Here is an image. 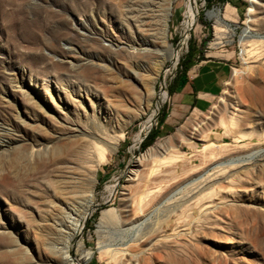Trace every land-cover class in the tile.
<instances>
[{"label": "rangeland", "instance_id": "obj_1", "mask_svg": "<svg viewBox=\"0 0 264 264\" xmlns=\"http://www.w3.org/2000/svg\"><path fill=\"white\" fill-rule=\"evenodd\" d=\"M86 1L87 5H79V0H0V99L5 105L15 104L22 126L15 127L1 113L0 121L12 128L22 146L44 138L42 127L51 139L61 137L62 146L31 160L28 169L20 149L0 157V174L21 180L25 195L18 205L0 193V222L28 246L35 261L43 257L42 234L57 196L52 181L58 177V162L90 167L83 163L89 143L72 130L77 123L88 129L89 119L112 124L111 101L121 88L131 111L143 114L126 128L118 149L104 153L96 171L93 212L72 246L78 263L120 264L122 250L132 247L141 251L140 264H264V0L254 1L250 21V0H173L168 42L180 50V57L163 67L153 97L147 95L146 85L156 75L153 63L137 73L135 63L150 59L138 57L130 44L143 37L142 27H147H139L131 12L140 2ZM142 1L158 13L159 20L167 0ZM191 1L197 13L193 23L187 14ZM248 28L252 38L242 40ZM239 43L243 57L238 55ZM190 45L204 53L234 51L232 76L208 111H190L177 128L144 147L161 113L172 107L170 88ZM81 64L96 66L103 79L89 78L73 94L72 99L82 101L78 114L68 103L66 88L70 90L69 80H83ZM123 79L130 81L131 90L123 87ZM18 88L32 93L65 130L46 123L35 129L33 115L23 98L15 95ZM151 118L154 122L148 127ZM119 128L120 122H115L114 130ZM104 140L105 147L113 143L109 136ZM96 151L100 152L93 149L94 155ZM256 151L249 160L248 155ZM232 158L236 165L213 168L221 162L228 165ZM162 201L141 230L136 247L138 230L123 224L140 217L141 207ZM3 230L0 264H22V255L12 251L15 241Z\"/></svg>", "mask_w": 264, "mask_h": 264}, {"label": "bare ground", "instance_id": "obj_2", "mask_svg": "<svg viewBox=\"0 0 264 264\" xmlns=\"http://www.w3.org/2000/svg\"><path fill=\"white\" fill-rule=\"evenodd\" d=\"M79 5H87L86 0H79ZM101 0H95L97 5L100 4ZM173 0H167L161 7L160 19L158 20V13H153V9L150 8V5L146 3V1L136 0V2H140L134 9H131V12H135L134 17L139 27H142L143 37L138 40H134L131 42V47L137 51L138 57H145L149 63L145 61H138L135 63L137 68V73H142V71L150 69V63H153V67L156 72L154 77L148 78L150 81L146 83L148 94L150 97L154 96L155 83L158 78L159 73L163 69V67L168 62L177 63L180 57V50L176 48L174 45L169 44L168 42V31H169V19L171 15V5ZM251 6L248 10V21L251 19L252 12L255 9L254 1L250 0ZM194 1H191L188 4L187 14L190 17V23L195 22L196 20V9L193 4ZM196 3V2H195ZM215 13L210 12V15L213 16ZM215 16V15H214ZM183 24V23H182ZM252 38L250 34V28L246 29L244 35L242 36V40H247ZM189 39V38H188ZM178 45V44H177ZM162 48H164L162 50ZM247 51V50H246ZM245 51V52H246ZM158 59V60H157ZM153 60H157L154 63ZM82 70H80L81 75L83 76V80H80L79 83L68 81V90L66 88L67 95L71 98L72 96L78 93L80 87L82 86V82L86 83L89 78L98 77L99 79H103L100 70L97 69L93 64H81ZM152 66V65H151ZM152 67V68H153ZM79 72V73H80ZM146 72V71H145ZM152 73V72H151ZM242 73V72H241ZM150 75V74H147ZM145 74V76H147ZM153 75V74H152ZM144 77L141 78L143 80ZM143 81V84H145ZM151 83V84H150ZM123 87L131 90L128 86L126 79H123L122 83ZM134 89V88H132ZM137 89V88H135ZM146 89V90H147ZM118 95L116 98L111 101V112L114 115V121L112 124L106 125L101 123H96L95 121L90 120L88 129L83 128L80 124H75V128H73V132L78 135L84 136L87 139V146L85 151L87 152V156L83 159V163L90 164V167L86 169L83 166H76V162L66 163L63 160L58 162L59 171L58 177L56 180L52 181V185L54 189L57 191V196L53 201V209L47 215V222L45 223V227L42 234V246L44 248L45 254L41 257L40 260H34L33 255L29 253V248L27 245H23V243L19 240V238H13L12 234L7 231L8 227L0 222V229H4L2 232L13 238L15 241V245L12 248L14 254L22 255V264H79L78 258L76 259L75 255L72 253V246L76 235L79 233L83 221L90 217L93 212L94 204L96 202V184H97V169L102 162L104 157V153L107 151L114 152L118 149V144L120 139L125 135L126 128L135 120L139 119L143 113H135L131 111L129 103L125 99V93L121 91V88L118 89ZM126 91V90H124ZM135 94L136 91L132 90ZM139 91V89L137 90ZM129 95H132L129 92ZM157 93V92H156ZM52 94V93H51ZM16 96H21L23 98V103L25 108L29 111L30 114L33 115L35 122V129L41 128V124L46 123L51 126L53 129L57 131L65 130V127L62 124H59L56 121L55 115L44 107V105L39 102L33 95L26 89H19L15 91ZM137 96V94H135ZM77 97L79 95H76ZM164 98L167 97V93H163ZM138 97V96H137ZM136 97V98H137ZM79 98V97H78ZM145 98V97H144ZM139 99V98H138ZM149 99V98H148ZM147 99V100H148ZM143 100V99H142ZM146 102V101H145ZM69 104L76 107L78 114L80 113V105H82V101L71 100L68 102ZM149 103V102H147ZM133 106V105H131ZM139 106V105H138ZM151 106V105H150ZM5 114L3 113V110ZM135 111V110H134ZM0 113L1 116L11 121L15 127L21 128V124L18 122L20 116L16 112V106L13 103L4 104L0 99ZM83 118L85 115L83 114ZM77 122V120H75ZM115 122H120L119 130H114ZM152 118L149 120L148 127H152L153 125ZM142 130V129H141ZM46 128L42 127V132L46 134L44 138L41 137L35 139V141H31L30 145L22 146L20 145L21 140L14 136V131L12 128H7L0 121V157L7 155L12 150H21V156L26 161L25 168L28 169L30 167L31 160H37L42 157L48 156L51 151H54L58 147L61 146V142H59L61 137H57L55 139H51L49 136V132ZM101 134V135H100ZM139 135V134H138ZM137 135V136H138ZM104 136H109L112 138L113 143L107 147H105ZM139 137V136H138ZM46 138V139H45ZM136 140V139H135ZM138 141V140H137ZM139 145V144H138ZM207 147H205L206 149ZM93 149H98L100 152L97 155H94ZM258 152H253L248 155V159L253 158ZM213 154V153H212ZM93 156L95 158L93 159ZM217 157V156H215ZM235 158V157H234ZM218 159V158H216ZM237 159V158H236ZM248 159H241V161H245ZM213 158L211 159L212 162ZM136 161V160H135ZM236 161L232 158L228 165H223L221 162L220 165L214 166V169L223 170L225 167L236 165L233 162ZM207 162V161H206ZM210 162V160H209ZM215 162V160H214ZM219 162V161H218ZM248 162V161H247ZM213 163V162H212ZM212 163L210 165H212ZM204 164V163H203ZM206 165V164H205ZM244 165V163H242ZM134 169H131V173H133ZM207 171V170H205ZM204 173L200 175L203 176ZM21 180H18L15 177H10L8 174H0V193H5L10 196L11 200L18 205L21 204V201L25 199L24 190L21 185ZM188 182L186 181L182 184L178 189L183 186H186ZM177 189V190H178ZM173 192L169 195L167 199H170L176 192ZM166 199V200H167ZM164 200V201H166ZM162 201L159 205L154 204L149 206L148 208L141 207L142 215L140 217L123 224L126 226V229H137L138 234L136 236V247L140 240L139 234L143 229L146 222L151 218V215L154 214L158 210V207L162 205L164 202ZM12 202V204H14ZM11 204V207L13 205ZM107 211L103 212V218H106ZM150 216V217H148ZM1 219V217H0ZM104 220V219H103ZM130 247V246H129ZM135 247V248H136ZM140 249V248H139ZM140 250H132V247L122 250V258H120V264H140L139 253ZM91 253L86 254L85 257H89Z\"/></svg>", "mask_w": 264, "mask_h": 264}, {"label": "crops", "instance_id": "obj_3", "mask_svg": "<svg viewBox=\"0 0 264 264\" xmlns=\"http://www.w3.org/2000/svg\"><path fill=\"white\" fill-rule=\"evenodd\" d=\"M234 56L235 52L229 50L197 51L194 64L174 84L172 107L161 120L160 136L177 128L190 111L205 112L214 105L232 76Z\"/></svg>", "mask_w": 264, "mask_h": 264}, {"label": "trees", "instance_id": "obj_4", "mask_svg": "<svg viewBox=\"0 0 264 264\" xmlns=\"http://www.w3.org/2000/svg\"><path fill=\"white\" fill-rule=\"evenodd\" d=\"M221 1H222V2L233 3L231 0H221ZM210 3H211V1H210ZM234 5L238 7V5H236V4H234ZM197 51H198V49H197V47H196L195 45H190V47H189V51H188L187 55L183 58V61H182V63H181V70H180V74H179L178 78H179L181 75L185 74V73L188 71V69L194 64V56H195V54L197 53ZM178 78L176 79V81L178 80ZM175 83H176V82H175ZM175 83H174V84H175ZM174 84H173V86L170 88V94L175 90V88H174ZM166 115H167L166 111H163V112L161 113L160 121H159V125H158L156 128H154V129L149 133V135L147 136V139H146V141H145V143H144V147H147V146L153 144L154 141L160 136V133H159V131H158V128H159V126H160L161 120H162L163 118H165Z\"/></svg>", "mask_w": 264, "mask_h": 264}, {"label": "built area", "instance_id": "obj_5", "mask_svg": "<svg viewBox=\"0 0 264 264\" xmlns=\"http://www.w3.org/2000/svg\"><path fill=\"white\" fill-rule=\"evenodd\" d=\"M243 54H244V47H243V44L242 43H239V57H243ZM159 125V121L156 122V127Z\"/></svg>", "mask_w": 264, "mask_h": 264}]
</instances>
